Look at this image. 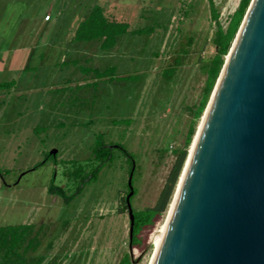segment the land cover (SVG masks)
<instances>
[{
    "label": "rangeland",
    "instance_id": "rangeland-1",
    "mask_svg": "<svg viewBox=\"0 0 264 264\" xmlns=\"http://www.w3.org/2000/svg\"><path fill=\"white\" fill-rule=\"evenodd\" d=\"M49 2L0 0V89L14 77L15 91H23L0 98V226L49 227L53 246L46 260L57 257V264H117L125 252L131 253L135 264H148L151 240L167 211L142 230L141 245L129 247V217L127 210L120 209L129 164L119 150L113 151L115 158L97 179L69 203L46 189L52 179L72 187L64 170L73 163H97L92 154L99 141L117 142L134 157L132 208L155 205L174 162V150L183 146L190 108L194 110L201 100L206 78L203 62L214 54L215 23L208 1L114 0L116 9L109 8L110 13H122L131 27L157 25L158 33L152 38L136 36L139 50L129 48L127 59L115 69L122 76H114L109 85L75 83L53 88L54 79L49 82L46 75V55L42 59L40 53L48 30L41 20ZM238 2L214 0L223 28ZM71 14L64 10L65 25L54 26L56 34L68 29ZM37 29L39 34L29 37V30ZM25 39L34 41L33 48L14 52ZM54 57L49 55L50 62ZM170 66L176 71L166 80L162 71ZM27 88L36 90L24 93ZM200 122L201 116L195 132ZM53 150L58 151L56 159L50 157L34 167Z\"/></svg>",
    "mask_w": 264,
    "mask_h": 264
},
{
    "label": "water",
    "instance_id": "water-1",
    "mask_svg": "<svg viewBox=\"0 0 264 264\" xmlns=\"http://www.w3.org/2000/svg\"><path fill=\"white\" fill-rule=\"evenodd\" d=\"M204 114L149 264H264V0L250 1Z\"/></svg>",
    "mask_w": 264,
    "mask_h": 264
},
{
    "label": "trees",
    "instance_id": "trees-1",
    "mask_svg": "<svg viewBox=\"0 0 264 264\" xmlns=\"http://www.w3.org/2000/svg\"><path fill=\"white\" fill-rule=\"evenodd\" d=\"M210 11V18L215 23L211 43L214 47V54L206 58L203 62V72L206 74L204 81L201 100L198 105L191 111V121L187 128L183 146L174 150L175 159L171 170L168 174L166 183L162 187L157 201L153 207L135 210L133 212V231L131 239V247L141 245L140 233L145 227L154 223L156 216L161 215L167 205H169L175 184L182 169L183 163L187 155V147L191 142V138L195 132V124L201 116L210 93L213 89L215 81L219 75L221 67L224 63V57L229 51L238 27L243 19L246 9L251 0H239L234 12L230 15L227 26L225 28L218 21L219 12L215 7L214 0H207ZM129 25L123 21L110 19L104 13V9L100 5H95L89 11L87 17L81 22L77 29V38L81 40L100 39L103 49L111 48L116 43V38L122 34L129 32ZM154 31V26L141 27L131 30L132 34H149ZM97 77L105 75L112 76L115 73V68H109L103 71L93 70ZM176 71L175 66H170L162 71V76L166 80H170ZM113 78V77H112ZM7 85V83L3 84ZM9 86V84H8ZM119 150L129 164L128 172L131 171L135 163L133 154L128 151L121 143L111 142L106 144L99 141L94 148L92 154L97 163H89L85 165L72 164L64 170V176L72 187H62L54 183V180L48 184L47 192L51 195L59 196L65 204L69 203L75 196L79 195L86 184L95 181L100 170L115 158L114 150ZM47 158L43 162L38 163L34 167L43 164L48 158H56V154L47 153ZM2 171L0 169V176ZM134 192L131 198L135 195ZM127 191L122 196L121 211L127 210L125 196ZM66 225V224H65ZM49 227L44 225L37 226L33 223L15 224L0 226V264H57V257H52L46 260L47 253L52 249L53 240L48 236ZM117 264H135L130 252H125L118 260Z\"/></svg>",
    "mask_w": 264,
    "mask_h": 264
},
{
    "label": "crops",
    "instance_id": "crops-1",
    "mask_svg": "<svg viewBox=\"0 0 264 264\" xmlns=\"http://www.w3.org/2000/svg\"><path fill=\"white\" fill-rule=\"evenodd\" d=\"M53 1V2H52ZM58 3H55L54 0H50L48 3L47 11L45 15L49 14V19L41 20V23L48 28L42 40V51L41 58L44 59L46 55L47 63V79L51 82L52 78L54 79L51 82L50 88H53L54 85L57 86H66L75 84L78 86L88 85V84H108L113 80L112 77L122 76L116 72L110 76L105 75L102 77H97L93 70H106L109 68H120L119 64L123 63L127 57L130 47H134L135 50H139L137 46L136 36L139 34H132L130 31L138 29L141 27H131L129 23L123 18V15H115L109 12V8L116 9L114 0H90L89 2L84 0H58ZM112 3V4H111ZM133 3V2H132ZM111 6H107L110 5ZM134 4V3H133ZM95 5H100L104 9V13L110 19H115L117 21H123L128 23L129 32L122 34L116 38V43L113 47L108 49H103L101 47L100 39H91V40H81L77 38V29L81 22L87 17L91 8ZM65 9L71 10V17H73L68 29H63L58 31V34L53 29L54 26L58 24L65 25V19L63 12ZM121 9V8H120ZM121 12V10H119ZM39 16V15H38ZM36 15L34 19H38ZM143 27V26H142ZM145 27V26H144ZM29 37H34V34H39V30H29ZM33 32V34H32ZM158 33V27L155 25L154 31L147 34L151 35V38ZM28 34V33H27ZM26 36V35H25ZM24 36V38H26ZM149 38L148 40H150ZM34 41L25 39L24 42L20 43V46L14 48V52L26 48L30 50L33 48ZM17 46V45H16ZM31 54V53H30ZM52 54L54 59L49 60V55ZM133 59L132 57H130ZM49 60V61H48ZM27 66L23 70H27ZM31 71H34L32 68ZM28 70L26 73L30 72ZM66 70V72H64ZM60 80V81H57ZM9 84V86H8ZM16 80L13 78L8 81L7 85L0 89V98L7 99L12 94L19 95L22 90H16ZM109 85V84H108ZM62 89V88H61ZM36 89L27 88L24 90V93L33 92ZM17 93V94H16ZM57 156L58 151L55 150ZM56 159V158H55ZM47 191V190H46Z\"/></svg>",
    "mask_w": 264,
    "mask_h": 264
},
{
    "label": "bare ground",
    "instance_id": "bare-ground-1",
    "mask_svg": "<svg viewBox=\"0 0 264 264\" xmlns=\"http://www.w3.org/2000/svg\"><path fill=\"white\" fill-rule=\"evenodd\" d=\"M204 116H205V114L201 117L200 125H199L198 129H197L196 132H195V135H194V138H193L192 144H191V146H190V148H189V151H188L189 156H188L187 161H186L185 164H184V167H183V169H182V172H181V174H180V176H179V179H178V181H177V184H176V187H175V191H174V194H173L172 199H171V203H170L169 208H168V210H167V213H166V215H165L166 218H165V220L161 223V225L157 228V230L155 231V233H154V235H153V238H152V240H151L152 250H153V251H152V255H151L150 258H149V263H150V261H151V258H152V256H153V254H154V251H155V249H156V246H157V244H158V241H159V239H160V237H161V234H162V232H163V229H164V227H165V224H166V222H167V220H168V217H169V215H170V212H171V210H172V207H173V205H174V202H175V200H176V198H177V195H178V193H179V190H180V187H181V184H182V182H183V178H184V175H185V172H186V168H187V166H188V162H189V159H190V156H191L192 150H193V146H194V143H195L196 138H197V136H198V133H199V131H200V128H201V125H202V122H203ZM149 263H148V264H149Z\"/></svg>",
    "mask_w": 264,
    "mask_h": 264
},
{
    "label": "built area",
    "instance_id": "built-area-1",
    "mask_svg": "<svg viewBox=\"0 0 264 264\" xmlns=\"http://www.w3.org/2000/svg\"><path fill=\"white\" fill-rule=\"evenodd\" d=\"M44 19H49V15H45L44 16Z\"/></svg>",
    "mask_w": 264,
    "mask_h": 264
}]
</instances>
